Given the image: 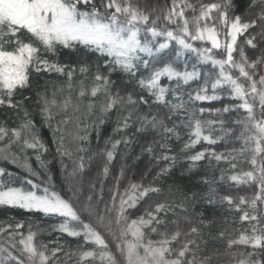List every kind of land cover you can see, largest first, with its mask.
Wrapping results in <instances>:
<instances>
[{
  "label": "trees",
  "instance_id": "1",
  "mask_svg": "<svg viewBox=\"0 0 264 264\" xmlns=\"http://www.w3.org/2000/svg\"><path fill=\"white\" fill-rule=\"evenodd\" d=\"M131 2L153 19L160 17L155 25L158 31L173 30L177 34L183 35L178 32L177 24H169L163 19L164 14L173 7V0H131ZM187 2L196 6L195 14H198L201 4H223L224 0H187ZM227 11L230 17L239 15L243 20L248 21L258 19L261 5L259 0L255 6H253V0H231V5ZM185 14L189 19L194 15L190 9H186ZM216 15L214 12L213 16ZM201 23L203 24V21ZM208 23L211 24L212 22L209 21ZM148 26H152L150 22ZM140 27L142 31L138 38L142 42H165L164 36L153 39L150 33L143 30L145 25H140ZM262 30H264V22L258 20L256 27L250 28L244 36L238 37L237 45L244 47L250 61L255 60L264 52V31ZM252 36L256 38L254 40V43L257 44L256 48H251L243 43L246 38ZM218 38L225 43L226 38L222 28ZM185 39L195 48L210 47L207 41H193L188 37ZM167 42L169 47L164 49L160 56L173 62L180 70H183L187 65V69L191 71L195 66L201 72L198 80L191 81L188 85L181 82V86L177 89L175 81H169L166 77H162V85L169 88V91L165 93L167 103L155 104L153 103L155 98L149 96L147 91H142L137 84L141 77H146L149 74L143 67L140 68L134 79L117 70L110 75V80L114 81L111 91L114 94L119 91L121 95L132 93L134 99L144 96L149 103L141 105L142 111H138L136 115H156L158 119L171 116V119H164V123L168 127H172L174 124L177 126L176 130L180 134L179 139L175 135L165 139L162 129L153 131L149 128L145 132H137L136 128L139 127V122L135 116L129 121L131 127L122 132L116 131L118 122H123L122 118L127 115L128 110L118 106L110 112L102 113L100 109L105 100L103 93L96 98L90 96V89L94 84L92 77L97 71L108 75V68L104 65L105 61L111 58L100 56L99 53L89 51L81 45H77L75 50L58 47L56 55L42 51L41 55L49 59L50 62L74 68V76L70 82L71 87H69L66 75H60L54 71L37 73L30 70V80L33 86L38 83L40 91H46L50 98L55 92L56 99L59 101L70 97L71 104L66 112L56 109L58 114L55 115V119L46 122L41 115L40 107L36 104L35 87H32L23 90V95L32 97L24 104V109L28 112L27 118H25L22 110L0 106V126L9 130L19 129L25 119L31 120L34 124L31 132H22L20 139L13 137L9 131L8 135L0 140V169L4 170V174L0 175V185L35 190L38 195H43V188L47 186L50 191H56L65 199L71 196L69 190L75 189L76 196L73 197V202L77 208L81 204L90 203L101 214L105 215L106 221L112 220L111 232L106 228L98 230L108 245L104 251L112 254L116 264H121L117 244H122L119 237L121 228L125 226V220L122 219L120 224L115 223L120 195H123L133 183L145 186L151 184L160 188L161 191L150 193L135 208H127L124 217L128 224L143 215L146 209L152 210L149 209V205L154 208L156 202H162L171 206L166 219L177 221L181 231V236L173 247L178 249L181 243L187 242L189 239L194 240V244L190 246V251L187 254V259H194L195 264H240L241 260L246 261V264H264V248L254 249L250 245L244 244H235L231 247L228 245L230 239L237 240L242 233L251 234L252 225H256L257 234H260V230L263 228L264 218L260 199H256L257 195H261L262 189L259 179L237 184L227 178L232 174H239L241 171H253L252 165L247 163L244 157H239L236 161L238 167L232 170L224 161L218 163L214 158L207 155V152L211 151L228 155L233 149H236L233 154L238 155L242 142L237 140L236 136L239 135L241 126L233 123V121L243 118L246 114L242 109L229 113H217L208 110L223 109L225 106L234 108L241 101L230 97V89L227 85L216 92L221 99L204 102L190 99V94L195 96L197 88L204 83V74L207 73L210 79H215L220 69L218 66L214 67L211 61L200 63L196 53L181 49L175 40H168ZM177 51H181L183 55L176 56ZM210 54L215 59H224L226 55L223 50H213ZM140 55L144 56L142 53ZM233 55L239 59L238 52H234ZM144 58L148 59L147 56ZM81 66L88 68L86 74L80 73ZM231 71L238 75L235 70ZM256 72L258 79L259 74L264 73V66L256 69ZM82 86L89 93L84 97L79 96ZM208 94H213L210 85ZM16 99H20V96L17 95ZM249 99L251 101V97ZM181 102L185 104L189 112L195 109L197 117L204 121L223 119L225 128H231L234 134L225 135L224 139L215 145L201 141L194 148L184 150V145L189 140V129L185 126L187 115L184 111H179L176 115L170 111L173 104ZM90 103L92 104L91 109H89ZM255 103L257 104V101ZM200 108L206 109L202 115L199 113ZM259 111L257 104V114ZM65 120L67 123H63ZM213 128L216 129L212 133L213 137L224 135L219 131V124L214 125ZM33 137L39 140L43 147L37 145L36 149H32L24 145V139L33 142ZM79 137H87V139H79ZM124 139L128 140L127 144L123 142ZM116 140L122 142L114 150V159L108 164L109 173L105 177L102 168L106 163V152L112 150V143ZM161 144H164L165 147L161 148ZM149 146L152 148L151 152L146 150ZM81 148L86 151H78ZM205 150H207L205 159L195 162V164L187 159V157ZM64 153H70V155ZM37 155L40 156V161L36 160ZM164 155L175 159L174 161L160 159ZM80 156L85 157V168L82 172L75 171L73 174L74 169L77 168L74 161L78 162ZM25 162L31 166L34 172L39 173V179L37 176L31 175L23 166ZM165 167L170 168L169 172L157 178V173ZM260 167L261 162L258 159L255 169L257 177L260 174ZM121 170H123V175H121ZM222 170H227L224 180L220 179ZM49 176L51 181H47ZM117 177L120 178L119 184H117ZM29 179L39 187L32 189V186L27 183ZM205 180L208 183H205ZM113 193L120 194L117 195L115 203H113ZM225 195L233 198V205L230 206L227 202L222 201L221 197ZM90 196L92 197L91 201L88 200ZM241 197L247 203L240 204L242 211L238 212L235 210V205L239 204ZM253 200H255L254 207L252 206ZM243 212L257 216L259 223L257 221H240L239 217ZM160 216L165 218L164 213H161ZM63 219L58 214H45L36 210L29 211L0 205V229H4V231H0V249L8 248L13 255L21 257L18 248L12 249L9 245L11 243L18 244V241L22 237H26L31 230L36 234L35 243L38 246H46L42 247L41 250L49 256L52 264H104L100 258V246L91 242L86 243L81 229L77 227V230L81 231V235L78 236H69L66 232L59 230V225ZM145 219H147L146 216ZM18 223L22 224L23 227L17 229ZM70 226L76 227L77 222H70ZM192 226L197 227L199 232L185 236L184 233L188 232ZM168 227L170 231L176 230V225L169 224ZM143 231L147 234L145 242L148 239H160L159 236L151 234L149 229H143ZM221 232L224 233L223 237L220 235ZM127 239L131 240V235ZM53 249H59L55 257L52 256ZM88 251L94 252L95 255L81 260V255ZM6 255V252L0 251V262L15 264V261L5 262ZM21 258L25 260V264H31L26 255Z\"/></svg>",
  "mask_w": 264,
  "mask_h": 264
},
{
  "label": "snow or ice",
  "instance_id": "2",
  "mask_svg": "<svg viewBox=\"0 0 264 264\" xmlns=\"http://www.w3.org/2000/svg\"><path fill=\"white\" fill-rule=\"evenodd\" d=\"M256 4L257 0H253V6ZM259 4L261 5V12L258 19L245 21L239 15L229 16L227 9L231 5V0H224L223 4H201L198 14H195L197 11L196 6L188 3L187 0H179V2L173 0V7L164 14L163 19L169 24H177L178 32L183 34L179 35L173 30L158 31L155 25L160 17L153 19L137 5H134L131 0H0V106L22 110L25 118H27L28 112L24 109V104L32 97L23 95V90L35 87L36 104L40 107L41 115L46 122L55 119V115L58 114L55 111L56 109L66 112L71 104V98L67 97L63 101H59L56 99L55 92L51 98L46 91L41 92L38 83L33 86L30 80V70L37 73L54 71L60 75H66L69 87H71L70 82L73 79L75 69L69 68L67 65L50 62L49 59L41 55V52L56 55L58 47L75 50L77 45H81L89 51L99 53L100 56L111 58L105 61L104 65L108 68L109 74L104 75L97 71L92 77L94 84L90 89V96L96 98L103 93L105 100L100 109L102 113L110 112L118 106L121 109L126 108L128 110L127 115L122 118L123 122H118L116 131L122 132L131 127L129 121L135 116L139 122V127L136 128L137 132H145L149 128L153 131L162 129L165 139L170 138L172 135L179 139L180 134L176 130L177 126L174 124L172 127H168L164 123V119H171V116L158 119L156 115H136L138 111H142L140 106L147 105L149 102L144 96L134 99L132 93L121 95L117 91L114 94L111 91L114 81L110 80L111 73L117 70L134 79L140 68L143 67L149 74L137 81L139 88L142 91H147L149 96L155 98L153 103L166 104L165 93L169 91V88L162 85V77H166L169 81H175L177 89H179L181 82L188 85L189 82L198 80L201 76V72L195 66L191 71L187 69V65L183 70H180L173 62L160 56L162 51L169 47L167 41L175 40L181 49L196 53L200 63L211 61L214 67L218 66L220 69L215 79H210L208 74L205 73L204 83L197 88L195 96L190 94V99L201 102L221 99L216 92L227 85L230 89V97L241 101V103L234 108L225 106L223 109L208 111L229 113L242 109L246 114L243 118L233 121V123L241 126V131L236 136V139L242 142L238 155L233 154L236 149H233L228 155L215 151L207 152V155L214 158L218 163L224 161L232 170L238 167L236 163L238 158L244 157L245 161L252 165L253 171H241L239 174H232L227 178L237 184L259 179L260 186L264 189V73L259 74L258 79L256 78V69L264 66V52L255 60L250 61L244 47L237 45L238 37L244 36L250 28L256 27L258 20L264 22V0H259ZM177 9L179 10L177 11ZM186 9H190L194 13L191 19L186 16ZM214 12L217 14L215 17L213 16ZM209 21L212 23L209 24ZM149 22L152 25L151 27L148 26ZM140 25H145L143 30L150 33L153 39L164 36L166 38L165 42H142L138 38L139 33L142 31ZM221 28L224 30L226 38L223 45L218 38L221 34ZM185 37L193 41L210 42L211 48H195L188 43ZM255 39L252 36L246 38L243 43L251 48H256ZM222 48L226 53V58L215 59L210 54L212 49L220 50ZM234 52H238L239 59L234 57ZM141 53L147 56L148 59L140 55ZM182 55L181 51L176 52V56ZM231 70H235L238 75H235ZM79 71L83 75L88 72V68L81 66ZM209 85L212 95L208 94ZM86 94H89L88 90L82 86L79 96L84 97ZM17 95L20 96V99H16ZM249 97H251V101ZM256 101H258L260 109L259 114L256 112ZM91 108L92 104L90 103L89 109ZM170 111L173 115H176L179 111H184L187 115L185 126L189 129V140L185 143L184 150L194 148L201 141L209 145H215L223 140L225 135L234 134L231 128H225L223 119L204 121L197 117L195 109L189 112L183 102L173 104ZM205 111L204 108L199 109L201 115ZM63 123H67V121L65 120ZM216 124L220 125L219 131L224 135L213 137L212 133L216 131L213 126ZM33 128V122L28 119L24 120L19 129L9 130L0 126V140L4 139L9 131L13 137L20 139L22 132H31ZM79 139H87V137H79ZM23 142L27 148L36 149L37 145L43 147L35 137H33V142H29L28 139H24ZM121 142V140H116L112 143V150L106 152V163L102 168L105 177L109 173L108 164L114 159V150ZM123 142L127 144L128 140L124 139ZM160 147L164 148L165 145L161 144ZM146 150L151 152V146ZM78 151L84 152L86 150L81 148ZM206 151L197 152L187 157V159L195 164V162L206 158ZM64 154L70 155V153ZM160 159L174 161L175 158L164 155ZM258 159L261 162L259 177L255 173ZM36 160L40 161L39 155L36 156ZM89 160H91V157H89ZM74 163L77 164V168L74 169L73 174H75V171L82 172L85 168V157L80 156L78 162L74 161ZM23 166L31 175L37 176L39 179V173L34 172L30 165L25 162ZM169 170V167L162 168L157 173V178L166 175ZM226 171H221V180L225 179ZM3 174L4 170L0 169V175ZM121 175H123V170H121ZM119 179L117 177V184H119ZM47 181H51L50 176ZM204 182L208 183L207 180ZM27 183L32 186V189L39 187L30 179L27 180ZM69 191L71 196L65 199L56 191H50L47 186L43 188L44 194L38 195L35 190L0 185V205L29 211L36 210L45 214H58L64 218L59 225L60 231L66 232L69 236H78L81 235V231L77 230L78 227L82 230L86 243L91 242L100 246V258L104 261V264H116L112 254L104 251L108 245L98 230L106 228L111 232L112 220L106 221L105 215L101 214L90 203L81 204L77 208L73 202L76 191L75 189ZM160 191V188L151 184L145 186L133 183L129 189L125 190L123 195L119 193L112 194L113 203H115L117 195H120L119 210L115 223L120 224L122 219L125 220V226L121 228L119 237L122 244H117V248L120 249L122 254L126 255L128 264H195L194 259H187V254L190 251V246L194 244V240L189 239L187 242L181 243L178 249L173 247L179 240L181 231L177 221L166 219L171 206L162 202H156L154 208L149 205V209L152 210L146 209L143 215L136 220H132L130 224L127 223L124 217L127 208H135L150 193H159ZM125 196H127V199H125ZM261 198V195L256 197V199ZM221 199L230 206L234 204L233 198L229 195H225ZM88 200L91 201L92 197H88ZM245 203L247 201L241 197L239 204L235 205V210L242 211L240 204ZM252 206H255V200L252 201ZM180 207H183V205H180ZM161 213H164L165 218H161ZM145 216L147 219H145ZM239 219L242 222L257 221L259 223L257 216L249 215L248 212H243ZM70 222H77V226H70ZM169 224L176 225V230L170 231ZM22 227V224L18 223L16 225L17 229ZM143 229H149L151 234L159 236L160 239H148L145 242L147 234ZM0 231H4V229H0ZM257 231L256 225H252L251 234L242 233L239 239H230L228 241L229 247L235 244H244L250 245L254 249L264 248V229L260 230V234H257ZM198 232L199 229L192 226L184 235L190 236ZM35 235L30 230L26 237H22L18 241V244L11 243L9 247L12 249L18 248L21 257L26 255L31 264H52L49 256L41 250L42 247L46 246H38L35 243ZM129 235L132 237L131 240L127 239ZM220 235L223 237L224 233L221 232ZM141 250L143 254H141ZM0 251L7 253L4 258L5 262L15 261V264H25L24 259L13 255L8 248L0 249ZM57 251L59 249L52 250L53 257H55ZM94 255L95 253L91 251L84 252L81 255V260ZM0 264H4V262H0ZM240 264H246V261L241 260Z\"/></svg>",
  "mask_w": 264,
  "mask_h": 264
},
{
  "label": "rangeland",
  "instance_id": "3",
  "mask_svg": "<svg viewBox=\"0 0 264 264\" xmlns=\"http://www.w3.org/2000/svg\"><path fill=\"white\" fill-rule=\"evenodd\" d=\"M219 40H220V42H221V39L219 38ZM221 44L223 45L224 43L223 42H221ZM209 48H211V44H210V42H209ZM213 50H216V49H212V51ZM220 50H223V49H220ZM225 58H226V55H225ZM257 104H258V101H257ZM262 202H263V210H264V189L262 190ZM264 213V212H263ZM132 238V237H131ZM141 254H143L142 253V250H141ZM119 256H120V259H121V264H128V262H127V257H126V255H124V254H122L121 253V251H120V249H119Z\"/></svg>",
  "mask_w": 264,
  "mask_h": 264
}]
</instances>
